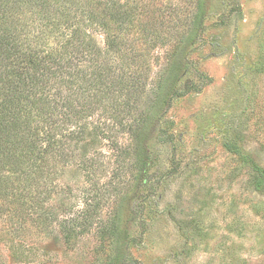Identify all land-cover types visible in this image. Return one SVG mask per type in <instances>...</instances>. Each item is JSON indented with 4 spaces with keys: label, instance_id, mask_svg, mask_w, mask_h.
Listing matches in <instances>:
<instances>
[{
    "label": "rangeland",
    "instance_id": "374dc122",
    "mask_svg": "<svg viewBox=\"0 0 264 264\" xmlns=\"http://www.w3.org/2000/svg\"><path fill=\"white\" fill-rule=\"evenodd\" d=\"M193 2L203 6L207 27L172 51L182 62L177 83L153 81L162 60L146 84H119L130 88L127 116L145 125L116 137L125 147L121 170L114 157L103 159L96 208L104 229L95 224L71 242L58 226L26 243L0 233L4 264H264V189L253 185L244 157L264 166V0ZM235 138L238 153L225 146ZM142 145L156 183L149 192L132 163ZM84 150L76 147L73 160ZM71 163L58 175L56 193L73 203L89 182ZM54 207L64 214L70 205ZM22 243L27 255L15 258L11 249Z\"/></svg>",
    "mask_w": 264,
    "mask_h": 264
},
{
    "label": "trees",
    "instance_id": "16d2710c",
    "mask_svg": "<svg viewBox=\"0 0 264 264\" xmlns=\"http://www.w3.org/2000/svg\"><path fill=\"white\" fill-rule=\"evenodd\" d=\"M193 1L0 0V233L26 243L58 226L71 242L98 225L96 179L103 159L114 157L121 170L125 147L116 137L145 125L127 116L133 112L129 87L146 84L162 60L153 81L177 83L182 62L176 48L194 29L201 35L207 27L203 6ZM126 81L129 87H119ZM80 144L85 150L73 160ZM225 146L241 150L236 138ZM141 147L132 163L149 192L156 183ZM244 157L253 185L264 189V166L249 153ZM71 162L89 182L73 203L56 193L58 175ZM55 205L70 208L61 214ZM76 205L85 206L74 211ZM25 243L11 249L15 258L27 255Z\"/></svg>",
    "mask_w": 264,
    "mask_h": 264
}]
</instances>
